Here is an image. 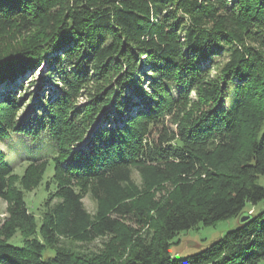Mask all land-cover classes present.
<instances>
[{"label": "trees", "instance_id": "16d2710c", "mask_svg": "<svg viewBox=\"0 0 264 264\" xmlns=\"http://www.w3.org/2000/svg\"><path fill=\"white\" fill-rule=\"evenodd\" d=\"M36 72L57 91L26 122L18 94ZM20 131L57 151L20 176L0 147V264H264V211H246L264 202V0H0V140ZM51 165L38 219L26 195ZM231 218L172 255L181 232ZM105 237L97 255L58 246Z\"/></svg>", "mask_w": 264, "mask_h": 264}, {"label": "rangeland", "instance_id": "374dc122", "mask_svg": "<svg viewBox=\"0 0 264 264\" xmlns=\"http://www.w3.org/2000/svg\"><path fill=\"white\" fill-rule=\"evenodd\" d=\"M202 66L205 68L208 67L209 64L201 65V67ZM219 70L220 67H217L216 65L213 66L212 70H210V76H215ZM40 78V72H36L35 77L32 78V83H29V79L25 86L21 88L22 92H19L18 94L20 107L19 118L25 120L26 122L29 116L32 117L36 113L34 109L37 106H39L40 109L42 108L39 102L40 96H46V98H48L56 94L57 91L55 90V86L50 84L43 90L40 89ZM191 97L195 98V93H192ZM85 100V97H80L78 103H84ZM0 147L5 153L6 162L12 166L14 172L20 176L23 175L27 165L31 161L38 160L42 157H52L57 151L54 142L49 139L47 134L38 133L35 135L27 134L23 131L11 132L8 136L0 140ZM52 174L53 165L49 167L42 185H40L38 189L27 193L26 195L30 211L34 213L38 219L40 218L42 202L47 195L45 191L46 182ZM133 180L135 183L134 187L139 193H148L147 191L149 190L146 189H148L147 186L149 187L151 184L149 182H145L136 170L133 173ZM257 183L264 187V175H260L258 177ZM153 188L152 191H156L153 195L156 199H160L164 193L171 191L169 187H163L161 189H158L157 187ZM83 204L89 214L94 217L98 210V204L91 194L86 195L83 199ZM246 211H250V213L257 215L264 211V202H259L255 205L247 203ZM8 215V203L5 200L0 199V227ZM130 223L133 225L132 220ZM239 224V218H231L228 220H221L215 226L200 225L196 229L183 231L174 238L171 253L173 256L180 258L195 255L208 248L216 241L222 239L229 231L236 229ZM142 232L145 233L144 237L147 238L146 240H149L152 237L153 232L150 229L147 231L144 228ZM107 240L110 239L105 237L81 242L60 238L61 242L58 246H66L70 249L78 250L89 255H97L104 250V245L108 242ZM9 243L20 246L22 244L20 234H17L14 238L10 239ZM50 254L51 253L48 252V255Z\"/></svg>", "mask_w": 264, "mask_h": 264}, {"label": "water", "instance_id": "95a60500", "mask_svg": "<svg viewBox=\"0 0 264 264\" xmlns=\"http://www.w3.org/2000/svg\"><path fill=\"white\" fill-rule=\"evenodd\" d=\"M248 218H249V216L244 217L241 221L244 222V221H246Z\"/></svg>", "mask_w": 264, "mask_h": 264}]
</instances>
